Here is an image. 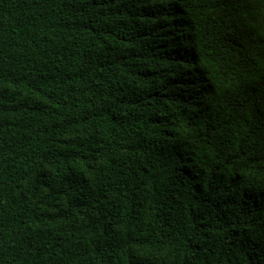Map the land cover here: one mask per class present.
Returning a JSON list of instances; mask_svg holds the SVG:
<instances>
[{
	"label": "trees",
	"instance_id": "obj_1",
	"mask_svg": "<svg viewBox=\"0 0 264 264\" xmlns=\"http://www.w3.org/2000/svg\"><path fill=\"white\" fill-rule=\"evenodd\" d=\"M0 264H264V0H0Z\"/></svg>",
	"mask_w": 264,
	"mask_h": 264
}]
</instances>
